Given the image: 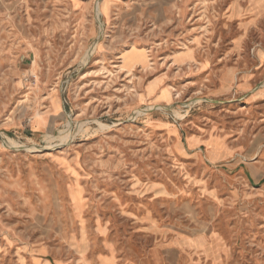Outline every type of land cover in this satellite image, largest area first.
Segmentation results:
<instances>
[{
    "label": "rangeland",
    "instance_id": "1",
    "mask_svg": "<svg viewBox=\"0 0 264 264\" xmlns=\"http://www.w3.org/2000/svg\"><path fill=\"white\" fill-rule=\"evenodd\" d=\"M0 264H264V0H0Z\"/></svg>",
    "mask_w": 264,
    "mask_h": 264
},
{
    "label": "bare ground",
    "instance_id": "2",
    "mask_svg": "<svg viewBox=\"0 0 264 264\" xmlns=\"http://www.w3.org/2000/svg\"><path fill=\"white\" fill-rule=\"evenodd\" d=\"M135 51V50H134Z\"/></svg>",
    "mask_w": 264,
    "mask_h": 264
}]
</instances>
